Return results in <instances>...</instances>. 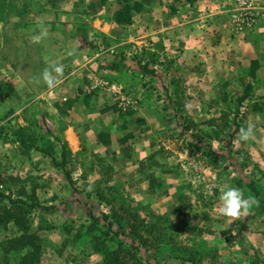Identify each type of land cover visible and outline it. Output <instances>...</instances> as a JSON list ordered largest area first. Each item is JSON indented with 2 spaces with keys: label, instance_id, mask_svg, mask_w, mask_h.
Listing matches in <instances>:
<instances>
[{
  "label": "rangeland",
  "instance_id": "1",
  "mask_svg": "<svg viewBox=\"0 0 264 264\" xmlns=\"http://www.w3.org/2000/svg\"><path fill=\"white\" fill-rule=\"evenodd\" d=\"M7 11L0 0V23ZM124 14L129 18L121 20L115 40L103 37L86 47L97 43L99 53L123 56L124 67L113 76L119 85L84 87L98 115L74 129L71 145L48 133L52 126L44 122L37 94L5 81L19 59L11 63L0 44V195L37 205L27 214L40 238L37 264L100 261L97 234H84V203L124 232L139 234L153 264H264V207L251 203L246 186L253 181L264 192V0H175L167 27L192 25L180 46L173 36H151L144 11ZM90 16L79 2L59 19L85 33ZM64 36L56 35L58 41ZM193 38L202 43L200 56ZM136 62L148 63L158 76L139 75ZM247 85L250 96L236 111ZM248 125L252 139L237 143L239 129ZM19 137L47 155L18 145ZM63 142L71 184L59 167ZM225 183L251 204L234 221L218 212ZM18 235L13 224L0 227V264H20L23 249L6 251Z\"/></svg>",
  "mask_w": 264,
  "mask_h": 264
},
{
  "label": "crops",
  "instance_id": "2",
  "mask_svg": "<svg viewBox=\"0 0 264 264\" xmlns=\"http://www.w3.org/2000/svg\"><path fill=\"white\" fill-rule=\"evenodd\" d=\"M174 1L6 0L8 11L6 19L0 23L2 35L0 44L6 49V58L11 63L15 64L12 62L15 59H19V62L14 65V69L11 66L7 69L8 76L5 81L29 91L31 95L37 94L36 98L43 100L46 110L44 122L52 126V128L48 127V133L54 136L58 133L70 144V138L76 137L78 129L81 130L85 122H92L88 117L94 113L91 117L96 120L95 114L98 115L96 112L98 110L91 111L93 98H85L82 90L85 86L99 81L108 86L119 85L113 76L120 70L112 71L105 67L108 63H118L119 58L108 52L99 53L101 47H98L97 43L95 48L80 47L76 37V25L72 20L59 18L64 12L73 10L76 3H82L84 10L92 16L84 36L95 44L103 37L116 39L119 27L123 24L121 20L129 18V14H124L122 17V12L142 10L146 19L145 25L151 29L149 33L151 36L158 32H161L164 38L166 36L167 40L173 36V43L176 42L180 46L184 44L182 40L186 37L185 27L192 25L191 21H187L177 24V28L167 27L171 22L173 23L167 16V10ZM24 2L25 7L22 10ZM153 29L155 31H152ZM41 31H46L47 35L39 43H34L32 38L40 35ZM56 35H65L66 39L58 41ZM191 41L195 55L200 56L201 41L195 38ZM228 42L229 39L225 43ZM240 43L234 40L231 46L233 49H239ZM261 49L264 56V45ZM53 65H62L64 68L63 74L59 77L60 83L53 88H49L42 80L36 83L43 70L47 68L51 71ZM262 67L264 69V64ZM60 122L64 123L63 127L58 126ZM79 125L81 129L78 128ZM75 128L77 131L74 130ZM59 247L68 249V245H59Z\"/></svg>",
  "mask_w": 264,
  "mask_h": 264
},
{
  "label": "trees",
  "instance_id": "3",
  "mask_svg": "<svg viewBox=\"0 0 264 264\" xmlns=\"http://www.w3.org/2000/svg\"><path fill=\"white\" fill-rule=\"evenodd\" d=\"M76 37L80 43V47H94L87 38L84 36V29L76 27ZM118 63H108L105 65L106 69L117 71L124 67V57H119ZM137 72L141 76L157 77V73L152 69L148 63L141 64L136 62ZM250 85H247L244 92L238 96L236 101V111H239L242 104L249 98ZM18 145L27 147L35 152L46 154V151L40 147H37L29 139L19 137L16 141ZM68 154L66 143L61 145V157L62 163L59 166L63 169V172L71 184L70 175L65 169V160ZM222 155H220L221 157ZM247 189L251 194L252 200L255 201V205L264 207V192L253 181L246 183ZM7 201V206L3 205L4 201ZM35 204H27L24 201L17 199L14 200L10 196L0 195V227L5 228L9 224H13L17 229L19 235L16 238L7 241L6 251L20 247L24 250V255L20 261V264H37V257L40 253V238L36 232L31 231L30 223L27 219V214L31 208L36 207ZM84 212L88 220V225L84 227V234L94 236L96 244L94 245V251L99 252L101 259L96 264H153L146 257L147 249H144L142 237L135 231L124 232L121 228L116 227L113 222L109 220L106 215H95L93 213V207L84 203ZM103 225V229L100 226ZM107 243L111 242L113 246H107Z\"/></svg>",
  "mask_w": 264,
  "mask_h": 264
},
{
  "label": "clouds",
  "instance_id": "4",
  "mask_svg": "<svg viewBox=\"0 0 264 264\" xmlns=\"http://www.w3.org/2000/svg\"><path fill=\"white\" fill-rule=\"evenodd\" d=\"M46 35V31H41L40 35L34 36L32 40L34 43H39ZM63 71L64 68L62 65H53L51 71L45 68L40 78L36 80V83H40L42 80L49 88H53L60 83L59 77L63 74ZM53 73L56 75L54 76ZM253 135L254 129L252 125L241 127L238 131L236 142H248L252 139ZM251 203L254 204L255 201L252 200ZM219 204V214L224 217L232 218V221L246 213L251 206L249 200L244 198L240 189L230 186L227 183L220 188Z\"/></svg>",
  "mask_w": 264,
  "mask_h": 264
},
{
  "label": "built area",
  "instance_id": "5",
  "mask_svg": "<svg viewBox=\"0 0 264 264\" xmlns=\"http://www.w3.org/2000/svg\"><path fill=\"white\" fill-rule=\"evenodd\" d=\"M248 20V18H246L244 21H247Z\"/></svg>",
  "mask_w": 264,
  "mask_h": 264
}]
</instances>
